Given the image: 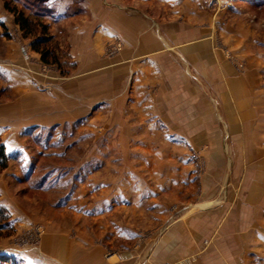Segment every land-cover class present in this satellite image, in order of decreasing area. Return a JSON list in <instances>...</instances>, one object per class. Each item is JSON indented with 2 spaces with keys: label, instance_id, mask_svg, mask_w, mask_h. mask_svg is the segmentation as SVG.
I'll list each match as a JSON object with an SVG mask.
<instances>
[{
  "label": "rangeland",
  "instance_id": "1",
  "mask_svg": "<svg viewBox=\"0 0 264 264\" xmlns=\"http://www.w3.org/2000/svg\"><path fill=\"white\" fill-rule=\"evenodd\" d=\"M5 2L50 25L59 64L42 62ZM82 2L0 0V137L9 155L0 173L6 218L0 226V264H64L43 244L53 230L75 243L72 264H85V248H95L110 262L115 253L136 247L150 253L153 238L158 241L175 221L208 205L221 215L215 229L227 233L226 250L234 257L228 264H264V110L247 111L235 96L210 89V109L202 104L195 125L171 121L166 126L160 117L161 87L154 86L150 104L145 88L130 94L128 79L127 95H90V105L100 99L85 110V63L71 54L62 25L68 21L53 22L63 10L69 17L85 14ZM210 6L219 23L218 52L228 60L218 72L248 77L255 102L264 104V1L211 0ZM180 65L197 73V64ZM201 74L211 73L202 69ZM241 82L227 83L240 98ZM71 94L79 101L77 116L47 127L34 124L40 106L50 122L53 106L65 112ZM249 190L255 197L246 203ZM245 205L248 224L238 217Z\"/></svg>",
  "mask_w": 264,
  "mask_h": 264
},
{
  "label": "crops",
  "instance_id": "2",
  "mask_svg": "<svg viewBox=\"0 0 264 264\" xmlns=\"http://www.w3.org/2000/svg\"><path fill=\"white\" fill-rule=\"evenodd\" d=\"M210 4L211 0H85L82 2L85 6V14L82 16L73 15L70 18L69 14H64V10L57 12L53 22L58 17V23L69 22H63L62 25L67 31L71 54L79 62L85 63V110L91 109L100 99L99 96L95 97L90 105V95H102L103 98L110 94L115 97L127 95V87L124 85L127 79L132 84L130 94L134 95L138 88H145L146 94L150 96V104L153 103L154 86L161 87L160 117L166 126H170L171 121L179 126L195 125L193 122L195 117L200 116L202 104H205L206 111L210 109L207 99L210 89L214 95L235 96L233 100L244 103L247 111L264 110V104L255 102V92L245 80L248 77L218 72L224 69L221 64L228 63V60L218 52L215 34L219 23L215 8ZM79 41L85 45L80 46ZM117 43L120 44L119 49L107 54L105 48ZM227 45L232 47L233 42ZM185 63L197 64V75L180 65ZM151 64H157L158 69L154 71ZM202 69H207L212 76L201 74ZM235 78L243 79L239 86L242 90L241 98L238 90L233 87V91L227 85H234ZM110 81H114L113 84ZM71 83L73 90L75 84ZM69 85L63 90H67ZM73 95L65 99V112L60 105L53 106L55 113L50 122L46 120L48 115L44 116L45 107L35 108V113L42 115L34 117L37 120L34 124L47 127L64 118L77 116H74V111H79V101ZM146 103L148 105V100ZM57 107L62 111L58 112ZM197 112L199 114L196 115ZM20 153L21 158H27L26 152ZM250 193L249 190L246 203L251 196L255 197ZM245 206L246 209L238 217L240 221L247 219V223L250 222L247 217L249 208ZM217 216L221 215L214 205H208L203 210L175 221L158 241L153 238L150 253L149 248L144 251L142 247H136L125 254L115 253L111 256H115V260L110 262L102 260L95 248L92 252L85 248V264H162L192 254H198L203 264H228L234 257L230 258L226 250V231L219 232V227L215 229ZM224 217L225 214L222 219ZM240 233L235 235L240 237ZM71 241L53 230L44 237L43 244L51 249V255L59 261L72 264L76 245Z\"/></svg>",
  "mask_w": 264,
  "mask_h": 264
},
{
  "label": "trees",
  "instance_id": "3",
  "mask_svg": "<svg viewBox=\"0 0 264 264\" xmlns=\"http://www.w3.org/2000/svg\"><path fill=\"white\" fill-rule=\"evenodd\" d=\"M247 1H257V3H261L264 0ZM4 7L13 14L14 21L22 31L23 37L32 39V49L40 54L42 62L45 64H59V58L53 51L51 45L52 35L49 32L50 25L41 20L38 14L28 15L17 6H11L10 2H5ZM8 161L9 155L0 137V173L8 167ZM1 220H6V218H4V211L0 207V226L2 225Z\"/></svg>",
  "mask_w": 264,
  "mask_h": 264
},
{
  "label": "built area",
  "instance_id": "4",
  "mask_svg": "<svg viewBox=\"0 0 264 264\" xmlns=\"http://www.w3.org/2000/svg\"><path fill=\"white\" fill-rule=\"evenodd\" d=\"M116 48L118 49L120 47V44H116ZM167 264H200L198 256L196 254L183 257L179 260H175L173 262L167 263Z\"/></svg>",
  "mask_w": 264,
  "mask_h": 264
}]
</instances>
